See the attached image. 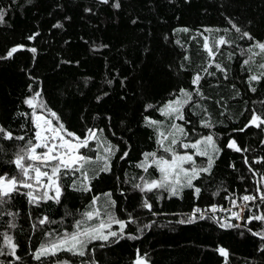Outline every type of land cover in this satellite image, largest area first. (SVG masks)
Wrapping results in <instances>:
<instances>
[{"label":"trees","instance_id":"1","mask_svg":"<svg viewBox=\"0 0 264 264\" xmlns=\"http://www.w3.org/2000/svg\"><path fill=\"white\" fill-rule=\"evenodd\" d=\"M114 2L0 0V9L6 13L0 24V56L14 46H24L11 59L0 60V126L10 130L14 137H25L23 141L0 139L3 148L0 172L15 174L9 161L34 136L33 110L25 100L36 91L69 131L83 138L88 128L103 129L104 137L120 149L112 159V171L101 173L99 179L92 181L91 193L73 192L66 187L61 204L49 201L38 208L30 205L25 196L14 195L4 211L17 213L16 227L9 228L12 218L4 215L0 219V232L14 237L19 245L16 254L21 259L0 256V260L5 264L13 261L14 264H41L31 253L45 241V232L64 228L71 231L92 196L111 192L116 201V216L127 220L130 213L136 220L126 231L140 235L137 227L152 224L151 228L145 229L140 239H124L104 248L97 241L89 246L95 247L94 256L81 258L61 253L50 260L63 258L72 264H81V260L95 259L97 264H134L139 250L141 256L146 255L148 264H225V258L217 251L222 247L229 253L228 264H264V252L259 251L264 241L243 227L223 229L208 219L193 224L177 223L194 207L204 209L217 204L229 208L226 197L254 194V181L259 177L249 172L244 158L252 163L264 157V126L238 130L248 123L253 109L264 114V78L252 82L256 92L249 89L248 82L250 75L260 74L258 66L264 63V56L254 57L253 62L244 65L248 54L241 55V50L254 41L240 36L247 31L256 41L264 42V0H120L119 9L112 7ZM57 23L63 27H53ZM233 23L241 33L232 28ZM185 28L189 31H182ZM205 29L220 31L205 32ZM224 29L229 31L226 33ZM36 33L39 35L34 40L28 39ZM199 33L210 41L219 36L233 41L220 46L215 57V62L227 70V79L214 66L209 68L214 75L203 73L208 57ZM30 48H35L36 53L29 51ZM185 55L188 61L184 60ZM182 64L186 70L181 69ZM197 72L205 77L200 82V90L207 99L194 94L193 101L208 109L215 126L200 127L199 120L204 113L194 104L184 110L186 119L191 121L184 126L190 140L215 134L222 151L212 174L194 182L201 188L199 198L194 195V189H184L182 198H170L165 191L141 193L133 187L142 183L139 177H159L155 169L145 173L136 166L143 160V153L164 154L158 150L156 130L147 126L145 117L161 121L162 115L156 109L180 88L193 91L195 86L191 80ZM97 97L102 99L98 101ZM149 104L154 107L146 111ZM37 111L47 115L45 110ZM230 139L248 151L228 149L226 144ZM92 147L95 149L94 143ZM81 151L91 156L96 154L87 149ZM125 151L128 156L119 159ZM198 161L205 162L202 157ZM252 167L264 173V163L252 164ZM217 191L219 195H213ZM145 197L153 204L152 211L141 207ZM104 202L102 197L101 203ZM252 210L257 211L255 207ZM68 211L73 214L65 216ZM44 215L57 223L38 225V218ZM33 224L37 227L33 228ZM248 227L259 231L261 225L254 221Z\"/></svg>","mask_w":264,"mask_h":264},{"label":"snow or ice","instance_id":"2","mask_svg":"<svg viewBox=\"0 0 264 264\" xmlns=\"http://www.w3.org/2000/svg\"><path fill=\"white\" fill-rule=\"evenodd\" d=\"M100 2L108 4L109 0H100ZM112 7L119 9L121 7L120 0H115ZM85 11L91 12L92 10L85 9ZM5 14V11L0 9V24H3ZM133 22L135 23V21ZM231 26L237 33H241V29L236 24L233 23ZM53 27L62 28L63 25L57 23ZM182 31L187 32L189 30L185 28ZM204 31L218 32L220 30L205 29ZM223 31L227 33L229 30L224 29ZM37 35L39 33L28 37V39L34 40ZM199 35L203 37V49L208 57V62L202 69L203 73L208 76L214 75L215 73L209 72V68L214 66L216 71L223 73L224 78L227 79V70L221 64L215 62V57L220 46L230 45L233 41L226 39L225 36H219L210 41L209 37L204 36L203 33H199ZM245 38L249 41H254L247 49L241 50V55L248 54V59L243 61L244 65H248L253 62L254 57L264 56V42L256 41L247 31L242 32L240 36V39ZM177 43L180 42L177 41ZM23 47V45L12 47L7 51L6 55L0 56V60L11 59L13 54L23 49ZM101 47L107 46L101 45ZM28 50L34 54L37 51L35 48ZM229 57L231 58V54H229ZM184 60L188 61L189 57L185 55ZM258 67L261 69L260 74H252L248 77L249 89L252 92H256V88L252 87V82H259L264 78V63H261ZM181 69L186 70L183 64ZM204 78V75L197 72L191 80V85L195 86L193 91L180 88L178 92L173 94L171 99L156 109L162 116L171 121L166 130L161 121L145 117L147 126L156 130V144L158 150L164 154L160 155L157 151L143 153V160L136 166L145 173H149L150 168L155 169L159 173V177L151 179L145 176L139 177L142 183L134 184L133 187L141 193L165 191L170 198H182L184 189H194V195L199 198L201 188L197 187L194 182L202 179L205 175L210 176L212 174L215 162L222 151V148L217 143L215 134L209 133L201 135L195 140H190L189 132L184 126L191 123V121L186 119L184 110L189 105L194 104L193 95L195 94L201 99H207L200 90V82ZM108 83L111 84L112 81H108ZM29 90L32 91L31 88ZM100 99L102 97H97L98 101ZM25 103L33 110L31 119L35 129L34 136L29 138L14 154V158L9 161L14 166L15 174L0 172V219L4 215L11 217V221L8 222L9 228L16 227L14 221L17 213L4 211V207L10 203L14 195L25 196L30 205L38 208L42 203L49 201L57 205L61 204V198L65 194L66 187L73 192L91 193L93 188L92 181L99 179L101 173L112 171V159L120 151L116 145H113L104 137L103 129L88 128L83 138L69 131L64 123L61 122L57 113L47 108L41 99L39 91L34 92L30 98L25 100ZM194 106L204 113V117L199 120L200 127L213 128L215 125L211 120L208 109L202 107L199 103H195ZM153 107L154 105L149 104L145 110L147 111ZM37 109L45 110L47 115H44L43 112H38ZM196 114L199 115V113ZM176 121H183L184 123L180 124ZM261 126H264V114L257 113L253 109L248 123L238 131H245L249 127L259 129ZM0 139L23 141L25 137H14L10 130L0 126ZM93 143L95 144V149L92 147ZM226 147L240 153L248 151L247 148H241L235 139H230ZM38 149L41 151H37ZM82 149H87L88 152L95 151L96 154L95 156L88 155L82 152ZM2 150L3 148L0 146V151ZM127 156L128 152L125 151L119 156V159L122 160ZM197 157L204 158L205 162L197 164ZM244 163L248 165V170L254 177H259L254 181L256 184L254 194L226 197L231 205L229 208L217 204L209 205L204 209L194 207L190 214H187L185 218L179 219L177 223L193 224L197 220L208 219L223 229H240L243 227L253 236L264 241V209L261 208V205H264V173L252 167V164L264 163V157L255 159L252 163H249L247 157H245ZM233 167L235 166L233 165ZM65 181H67V184ZM245 192H247V189ZM121 194L123 195V193ZM213 195H219V191L213 193ZM102 197L105 198L104 203H101ZM115 207L116 201L112 199L111 192L92 196L85 210L80 213V218L74 221L72 230L69 231L64 228L62 231L52 230L45 232V241L31 253L32 258L41 262V264H46V262L47 264H72L69 259L50 260V258H57L61 253L81 258L90 254L94 256L96 249L95 247L90 249L89 246L97 241L101 242L100 247L104 248L112 244H119L124 239H140L144 230L151 228L152 224L137 227L136 231L140 235L126 231L130 224L136 223V220L132 218L130 213L127 220L118 218L114 211ZM141 207L152 211L153 204L149 202V198L145 197ZM253 207L257 211L253 212ZM233 209L236 210L234 211ZM246 211L250 213L247 216L244 215ZM218 212L227 213L228 215L220 217L216 215ZM72 214L71 211H68L65 216H71ZM153 215H156V213L153 212ZM233 220L237 221V223H232ZM240 221H243V224ZM254 221L260 223L261 228L259 231H253L251 227H248ZM37 223L43 226L57 223V221L44 215L38 218ZM114 226L116 227L114 228ZM36 227L37 224H33V228ZM240 234L243 235L244 233L241 232ZM0 237L3 240V244L0 246V256L13 257L15 261H19L21 257L16 254L19 245L15 242L14 237L9 235L8 232H0ZM217 251L225 258V264H228L229 253L227 249L221 247ZM259 251L264 252V244L260 246ZM0 264H5V261L0 260ZM81 264H97V261L95 259H85L81 260ZM134 264H148L146 255L141 256L139 250H137Z\"/></svg>","mask_w":264,"mask_h":264},{"label":"rangeland","instance_id":"3","mask_svg":"<svg viewBox=\"0 0 264 264\" xmlns=\"http://www.w3.org/2000/svg\"><path fill=\"white\" fill-rule=\"evenodd\" d=\"M161 122L163 123V126L165 127V126H167V125H169L170 123H171V121L170 120H168L166 117H164V116H162V119H161ZM177 123H179L178 121H176ZM179 151H183L182 149H178ZM37 151H41V150H37ZM190 151V150H189ZM196 160H197V164H199V161H198V157L196 158Z\"/></svg>","mask_w":264,"mask_h":264}]
</instances>
